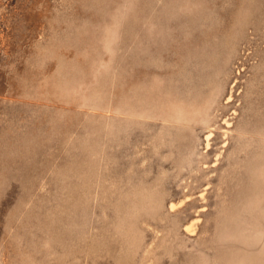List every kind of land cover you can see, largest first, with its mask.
I'll return each mask as SVG.
<instances>
[{"label": "rangeland", "instance_id": "374dc122", "mask_svg": "<svg viewBox=\"0 0 264 264\" xmlns=\"http://www.w3.org/2000/svg\"><path fill=\"white\" fill-rule=\"evenodd\" d=\"M0 264H264V0H0Z\"/></svg>", "mask_w": 264, "mask_h": 264}]
</instances>
